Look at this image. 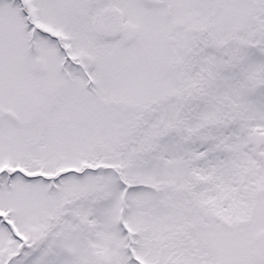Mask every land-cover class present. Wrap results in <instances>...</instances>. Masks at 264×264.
Instances as JSON below:
<instances>
[{
	"label": "snow or ice",
	"instance_id": "obj_1",
	"mask_svg": "<svg viewBox=\"0 0 264 264\" xmlns=\"http://www.w3.org/2000/svg\"><path fill=\"white\" fill-rule=\"evenodd\" d=\"M0 264H264V0H0Z\"/></svg>",
	"mask_w": 264,
	"mask_h": 264
}]
</instances>
